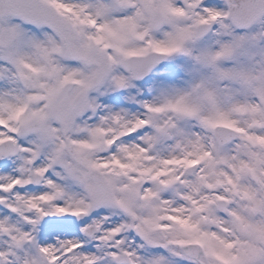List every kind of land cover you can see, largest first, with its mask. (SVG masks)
I'll list each match as a JSON object with an SVG mask.
<instances>
[{
    "label": "snow or ice",
    "instance_id": "snow-or-ice-1",
    "mask_svg": "<svg viewBox=\"0 0 264 264\" xmlns=\"http://www.w3.org/2000/svg\"><path fill=\"white\" fill-rule=\"evenodd\" d=\"M0 264H264V0H0Z\"/></svg>",
    "mask_w": 264,
    "mask_h": 264
}]
</instances>
